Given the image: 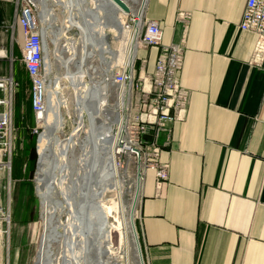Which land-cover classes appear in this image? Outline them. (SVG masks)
Masks as SVG:
<instances>
[{
    "label": "crops",
    "instance_id": "1",
    "mask_svg": "<svg viewBox=\"0 0 264 264\" xmlns=\"http://www.w3.org/2000/svg\"><path fill=\"white\" fill-rule=\"evenodd\" d=\"M245 3L147 0L142 17L158 24L162 45L184 42L177 79L188 104L183 121L168 125L166 148L165 135L158 137L167 180L157 190L149 169L141 184L144 264H264V57L254 59L255 35L238 28ZM178 13L190 15L186 25ZM138 53V81L147 90L158 50ZM152 139V132L142 137ZM28 140L14 142L13 157ZM30 151L12 175L0 171V203L13 228L0 242V264L21 263L15 243L35 216Z\"/></svg>",
    "mask_w": 264,
    "mask_h": 264
},
{
    "label": "bare ground",
    "instance_id": "2",
    "mask_svg": "<svg viewBox=\"0 0 264 264\" xmlns=\"http://www.w3.org/2000/svg\"><path fill=\"white\" fill-rule=\"evenodd\" d=\"M31 1L37 2L41 7L39 17L42 25L54 22L51 21L52 11L46 0ZM51 1L66 14L64 28L60 29L59 34L75 29L78 36L77 39L65 40L59 45L56 61L63 70L62 79L66 84L61 83L55 90L49 91L44 64L45 113L41 116L40 124L43 131L38 139L39 160L35 179L41 207V236L35 264H117L109 257L112 232L117 234L119 245L124 248V264H129L130 245L133 251L132 264H141L132 228L141 193L140 164L137 166V177L133 180L129 179L127 166L119 169L116 165L118 156L134 159L136 148L127 132L131 120L129 91L127 87L116 86L113 83L111 75H108L110 71L104 72L100 82L94 81L86 72V64L96 53L103 57L112 55V52L107 50L103 38L109 32L119 44L117 59L122 65V70L128 71L131 77L133 76V64L138 53L135 40L147 0L133 2L121 0L127 12L112 0ZM105 6H108L109 10L107 16L104 14ZM123 17H132L135 21L130 31H127L123 25ZM41 31L44 44L43 62H45L46 32ZM72 65L74 68L71 67ZM50 67L51 63L46 69L50 70ZM86 78H90L89 90L86 89ZM108 85L117 87L115 104L111 109L102 94ZM66 88L72 93L70 104L76 118V128L67 139L56 142L54 135L61 126L60 109L67 105V100L63 96ZM148 89L144 90L148 91ZM84 113L89 116L90 127L84 124ZM80 135H82L80 147L83 154L79 164L83 165L84 170L76 183H72L76 185L78 181L80 184L85 181L80 205L84 209L87 202L91 204L87 214L90 228L87 234L83 233L79 224L70 218V192L61 183L65 178L66 167L62 161L69 150L79 146ZM134 160L136 162L137 159ZM107 193L115 197L114 205L108 209L101 204V199ZM124 194L129 197L127 204L124 203ZM61 216L65 217L64 223L59 221ZM107 218L113 219L109 228L105 226ZM53 249L58 250V253Z\"/></svg>",
    "mask_w": 264,
    "mask_h": 264
},
{
    "label": "built area",
    "instance_id": "3",
    "mask_svg": "<svg viewBox=\"0 0 264 264\" xmlns=\"http://www.w3.org/2000/svg\"><path fill=\"white\" fill-rule=\"evenodd\" d=\"M9 2V0H0ZM14 24L0 23V61L8 60L5 46L18 44L14 38L15 27L20 32V62L24 67L31 83V108L34 123L38 128L41 125V116L45 113V83L43 76V34L41 26L36 19V8L31 0H15ZM190 19L188 13H178L177 21L186 25ZM133 18L125 23V29L130 31L134 25ZM240 31L255 35L256 45L254 59L264 57V0H246L238 24ZM162 34L154 21H146L143 17L136 37L137 52L141 49L156 48L158 50L154 71L147 77L149 89L144 90V81L139 85L135 80L136 71L131 77L128 71H123L111 77L116 86L128 88L132 111L135 116L128 124V137L135 148L134 158L138 160L141 168L142 182L147 170L154 171L155 187L160 190L167 180L166 167L160 163L161 148L157 145L160 134L165 135L163 148L170 141L171 130L169 124L183 121L187 104L188 92L179 86L177 73L183 64L184 42L179 44L162 45ZM11 53V50H9ZM137 60V56H136ZM17 84L14 81L12 62L4 76H0V171L9 176L11 159L13 155V105ZM152 132V141L145 142L142 137ZM33 135L39 138L37 129ZM36 147L38 142L36 139ZM137 150V152H136ZM1 189V186H0ZM10 191V186L7 187ZM10 213L3 209L0 203V242L8 232Z\"/></svg>",
    "mask_w": 264,
    "mask_h": 264
},
{
    "label": "rangeland",
    "instance_id": "4",
    "mask_svg": "<svg viewBox=\"0 0 264 264\" xmlns=\"http://www.w3.org/2000/svg\"><path fill=\"white\" fill-rule=\"evenodd\" d=\"M46 1L48 4V7L52 11L51 21H54V22L45 24V25H42L40 21V17H39V14L41 12L40 5L34 1L33 3L36 8V11H35L36 19L39 22V25L41 26V30L43 31L45 30L46 32L44 42H45V48L47 51L46 52L47 59H45L44 64H45L46 77L48 80L47 89L50 91V90H55L61 83L66 84L65 81L62 79V76H64L63 70L59 66L58 61H56L57 60L56 57L59 54L58 53L59 45L63 44L65 40L77 39L78 32L75 29H71L67 33L59 34L60 29L64 28V23H65L64 21L66 20V14L65 12L62 11L60 7L53 5L51 0H46ZM133 1L134 0H132V2ZM14 2L15 0H9V2H0V14H1L0 23L4 22V23H9V24H14V21H15ZM132 2H129V3L131 4V6H134ZM130 19H131L130 17H123L122 18L123 25L125 26L126 21H129ZM14 38L17 39V42L20 43L19 36H18V30L16 27H15V32H14ZM103 38L105 39L107 50L111 51L112 55L111 56L105 55L104 56L105 60H104V57L102 55H100L99 53H96V55L92 59H90L86 64L87 74L89 75V77H91L96 82H100L102 80L105 71L106 72L110 71L109 72L110 74L108 75H111L112 77L115 74L121 72L122 70V65L118 62V59H117L118 53H119L118 52L119 51L118 42H116V40L112 37V35L109 32H107V35L104 36ZM54 40L55 41L57 40V41L55 42ZM19 43L18 44L14 43L12 45V48H10L9 44L8 46H5L7 50L8 60H5V62L0 61V69L2 72V76L7 74L9 70L10 62H12L13 77L15 74L14 65H17L18 62H19L18 63L19 65L21 64L20 60L18 61L14 54V50H18L20 48ZM9 50H11V53L9 52ZM142 57L143 55H141V53H138L137 60L140 61ZM101 58L103 59V61ZM47 60H48V64L51 63V67L49 68L50 70L46 69L48 65L46 64ZM137 60L135 59L134 64H133V70L136 71V74H135L136 81L138 80L137 68H136V65L138 63ZM71 67L74 68L73 65ZM46 70L49 73H47ZM45 72H44V66H43V76ZM85 81H86V89L89 90L90 89V85H89L90 78L89 79L86 78ZM116 90H117L116 86L108 85L105 88V90L102 91L104 98H106L107 100V105L109 109H111L112 106L115 104ZM71 95H72L71 90L69 88H66L63 92V96L67 100V105L60 109L59 114L61 115L60 116L61 126L59 130L57 131V133L54 135V140L56 142H60L62 140L67 139L72 133V131L76 128V118L72 112L73 107L70 104ZM84 114H85L84 124L85 126L90 127V122L88 118L89 116L87 113H84ZM129 116L132 119L135 116L134 108L132 111L130 110ZM15 120L18 121V125H17L18 127L14 126ZM12 126H13L14 142L18 139H21V140L29 139L31 135L33 134V129H37L38 134H41L43 131L42 129L43 127L41 125H38V128L36 127V124L34 123V116L26 104L19 105L17 108L15 107V94H14ZM112 129L114 130V127ZM80 141H82V135H80L79 146L77 145L72 150H69L66 153L64 160L62 161V164L66 167H65V174H64L65 178L64 180L61 181V183L64 184L65 188L69 189V192L73 188L77 189V191L81 190V184L79 183V181L77 182L76 185L75 184L73 185L72 183V182L76 183L79 177L82 176L81 174H83V170H84L83 165L79 164L82 159V154H83V151L80 147L81 146ZM13 147L15 146L13 145ZM36 150L37 152L30 151V157L32 158L33 168H34L32 179H33V183L35 187V194H36V198H35L36 212H35L34 219L30 221V224L25 225V227L22 228L23 229L22 240H17L15 243L16 244L15 248L18 249L19 261H21L20 264H35L36 263L38 246H39V241H40V236H41V207H40V201H39L40 199L37 195V187H36L37 183L35 180L38 160H39V150L37 147H36ZM14 151L15 149H13V154H14ZM134 159L133 158L128 159L127 157L123 155L118 156L116 159V165L119 169L127 166L128 175H129L130 180H133L134 177H137L136 173H137V166H139V162L138 160H136L135 162ZM123 199H124V203L127 204L129 200L128 195L124 194ZM139 201H140V198L138 200V203L135 209L134 226H135V230L137 232L139 244L141 247L139 232L137 228ZM114 202H115V197L111 193L105 194L103 198L101 199V204L106 209L111 208L114 205ZM59 221L64 223L65 217L61 216ZM112 222H113V219L107 218L105 222V226H107L106 228H109L112 225ZM12 229L13 228H12L11 215H10V223L8 225V232L5 234L3 239L8 238V236L11 235ZM53 251L55 253H58V250L53 249ZM141 251H142V247H141ZM123 253H124V248L122 245H119L117 234L115 232H112L111 242L109 243V257L112 260H115L117 264H124V254ZM132 253L133 251L130 245L129 264H132Z\"/></svg>",
    "mask_w": 264,
    "mask_h": 264
},
{
    "label": "trees",
    "instance_id": "5",
    "mask_svg": "<svg viewBox=\"0 0 264 264\" xmlns=\"http://www.w3.org/2000/svg\"><path fill=\"white\" fill-rule=\"evenodd\" d=\"M1 17V14H0ZM14 54L16 59L19 61L20 56L17 54V51L14 50ZM19 63V62H18ZM14 65V81L17 84V88L15 91V107L17 108L19 105L26 104L32 112L31 108V83L30 79L28 77V74L26 73L24 67L22 64ZM136 68H139V64L137 63ZM14 126H17V123L14 121ZM36 135H31V137L28 140V144L24 145L23 148L19 151L18 156L12 157L11 159V175L14 172V168L16 164L20 161V159L27 154V150L35 151L36 149Z\"/></svg>",
    "mask_w": 264,
    "mask_h": 264
},
{
    "label": "water",
    "instance_id": "6",
    "mask_svg": "<svg viewBox=\"0 0 264 264\" xmlns=\"http://www.w3.org/2000/svg\"><path fill=\"white\" fill-rule=\"evenodd\" d=\"M112 1L114 3H116L117 5H119L120 8H122L123 10H125L127 12L126 7L121 0H112ZM108 11H109L108 6H105L104 7V14H106V16L108 14ZM38 139L39 138H37V142H38ZM84 186H85V181L83 183H81V190H79L81 193L83 192ZM79 191H77V189H75V188H73L70 191L69 201L71 203V209L69 211V215H70V218L74 219L79 224L82 232L87 234L90 230L89 225H88V221H87V214L89 213V210H90L89 208H91V206H90L91 204H90V202L89 203L85 202L86 205L83 209V207L80 205L81 204V198H82L81 195L83 193L81 194ZM78 193L80 194V196L77 197ZM132 228H133V238H134V243H135L136 248H137V253H138L141 264H144L142 251H141V247H140L138 236H137V232H136L134 226H132Z\"/></svg>",
    "mask_w": 264,
    "mask_h": 264
},
{
    "label": "flooded vegetation",
    "instance_id": "7",
    "mask_svg": "<svg viewBox=\"0 0 264 264\" xmlns=\"http://www.w3.org/2000/svg\"><path fill=\"white\" fill-rule=\"evenodd\" d=\"M77 50H78V47H77Z\"/></svg>",
    "mask_w": 264,
    "mask_h": 264
}]
</instances>
